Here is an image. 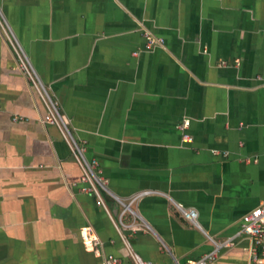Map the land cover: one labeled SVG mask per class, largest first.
I'll list each match as a JSON object with an SVG mask.
<instances>
[{"label": "crops", "instance_id": "1", "mask_svg": "<svg viewBox=\"0 0 264 264\" xmlns=\"http://www.w3.org/2000/svg\"><path fill=\"white\" fill-rule=\"evenodd\" d=\"M13 44L97 160L100 199ZM262 202L264 0H0V264H185Z\"/></svg>", "mask_w": 264, "mask_h": 264}, {"label": "built area", "instance_id": "2", "mask_svg": "<svg viewBox=\"0 0 264 264\" xmlns=\"http://www.w3.org/2000/svg\"><path fill=\"white\" fill-rule=\"evenodd\" d=\"M144 36L146 38V49H150L157 45L163 44L162 37L153 36L149 32H145ZM13 47L17 55L19 68L24 71L27 77L33 82L46 105V114L44 115L43 120L46 123L57 125L60 128L65 140L67 141L71 149L72 155L80 165L82 171L81 181L87 184L84 189L94 192L100 199L99 191L108 190L105 179L100 175L97 160L95 158L88 159L86 157L84 145L80 141H78L76 135L70 128L68 121L61 114L58 102L51 96L46 86L41 82L34 68L32 67L28 57L25 55L21 47L15 44H13ZM187 124L188 120L186 119L183 121V123L179 125V127L183 129ZM183 140L190 141L191 136L187 133H184ZM151 192L152 191L150 190L141 191L131 197L127 203L122 202L124 209H130V203H132L142 195ZM176 206L185 219H187L196 227L200 228V225L197 222V211L195 209L185 208L180 205ZM242 235L250 239V264H264V202L253 207L241 216L239 221V227L233 235L226 237L222 240H215L211 236L207 235V239L212 245L211 249L204 252L195 260H191L185 264L211 263L216 259L219 254V251L222 248L231 247L232 245H234L236 239ZM131 256L135 264H153L149 260L142 259L136 253L131 252ZM116 261L117 258L110 256L107 263L113 264Z\"/></svg>", "mask_w": 264, "mask_h": 264}]
</instances>
